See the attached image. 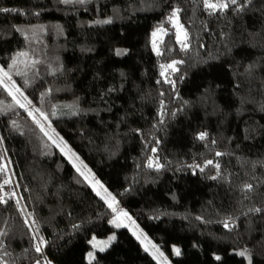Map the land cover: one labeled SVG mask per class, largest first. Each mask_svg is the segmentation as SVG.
Wrapping results in <instances>:
<instances>
[{
  "label": "trees",
  "instance_id": "trees-1",
  "mask_svg": "<svg viewBox=\"0 0 264 264\" xmlns=\"http://www.w3.org/2000/svg\"><path fill=\"white\" fill-rule=\"evenodd\" d=\"M209 3L0 0V264H158L44 125L173 264H264V0Z\"/></svg>",
  "mask_w": 264,
  "mask_h": 264
},
{
  "label": "rangeland",
  "instance_id": "rangeland-1",
  "mask_svg": "<svg viewBox=\"0 0 264 264\" xmlns=\"http://www.w3.org/2000/svg\"><path fill=\"white\" fill-rule=\"evenodd\" d=\"M171 26L172 30L174 31L175 38L177 42L183 46L185 44V31L180 25V23L177 20V17L173 16L171 18ZM166 32V29L159 27L156 28L151 35V48L154 52L159 51V44L164 36V33ZM155 34V35H154ZM179 36V39H178ZM174 63L171 62L168 66L173 67ZM167 66V67H168ZM3 71L0 70V78L3 77ZM11 84V88H12ZM17 88V87H15ZM12 91L14 94H16L15 89L13 88ZM44 125V124H43ZM44 129L48 132L50 137L55 141V144L57 148L61 151L63 148L64 151H61L62 154L67 158V160L77 169H80V172H83L85 176L88 177L86 179L88 183L90 184L91 188L94 190V192L104 200V202L109 206V204H112V207L110 209L113 212V216L110 220V225L115 229L119 227L125 228L142 246V248L148 252L153 259L158 264H173L172 261L169 259V257L162 251V249L158 246V244L153 241L142 229L141 227L136 223V221L122 208V206L118 203V201L112 196V194L109 192L107 187L92 173V171L86 166V164L79 158V156L72 151L69 146L56 134L52 133L50 129H48L44 125ZM66 145V147H65ZM78 157V159H77ZM6 177L7 181L11 180L10 170L9 167H6ZM114 198V199H113ZM115 209V210H114ZM122 213H127V216H124ZM119 224L120 226L117 227L116 225ZM115 233L114 231H111L107 236L105 237H97L92 236L89 239L90 248L85 254V260L87 262H91L95 258V254L97 251H101V248L105 249L107 248L111 242L114 240L110 239L114 237ZM105 243H107V246L105 247ZM155 246V247H154ZM174 248H179L177 245L172 246V252L174 255ZM147 249V250H146ZM92 253V257L89 258V253ZM162 254V255H161Z\"/></svg>",
  "mask_w": 264,
  "mask_h": 264
},
{
  "label": "snow or ice",
  "instance_id": "snow-or-ice-1",
  "mask_svg": "<svg viewBox=\"0 0 264 264\" xmlns=\"http://www.w3.org/2000/svg\"><path fill=\"white\" fill-rule=\"evenodd\" d=\"M64 2L65 3H68L69 2V0H64ZM79 2H83V0H79ZM235 2H236V0H232V3L233 4H235ZM205 6L207 7V8H211V9H216L217 7H227V5H216V4H213V3H209V0H205ZM172 16H176V11H173V13H172ZM108 21H104V23H107ZM155 35V34H154ZM185 35V39H186V37H187V33H185L184 34ZM178 39H179V36H178ZM183 47H187V44H184L183 45ZM120 54V52L118 51L117 52V55H119ZM18 55H26L25 53H19ZM13 63L15 64L16 63V60H15V58L13 59ZM173 63H176V62H173ZM3 76L4 77H7L9 80L11 79V77L9 76V74L7 73V72H4L3 73ZM0 85H2L6 90H8V94L9 95H11L12 97H13V100L16 102V104H18L20 107H25V105L24 104H22V103H20V101L18 100V99H16V96L14 95V92L12 91V89L14 88L15 89V92H20V89L19 88H15V85L13 84L12 85V88H9V85L7 84V83H5V80L4 79H0ZM21 95H23V93L21 92L20 93ZM27 98L25 97V100H26ZM29 103H31L30 101H29ZM30 115H31V113H29ZM41 115H43V113H41ZM42 131H43V128L41 129ZM45 135H47V133H45ZM204 133H201L200 134V138L201 139H203L204 138ZM54 143H55V141H53ZM65 147H66V145H65ZM61 151H64V149L62 148L61 149ZM217 155H220V153H217ZM77 159H78V157H77ZM207 163H209V164H211L212 163V161H208ZM151 166V165H150ZM157 167H159V165H157ZM217 167H219V165H217ZM77 171L78 172H80V169L79 168H77ZM80 174L81 175H84V173L83 172H80ZM85 179H88V177L87 176H85ZM8 181H5V183H7ZM246 187H251L250 185H247ZM114 199V198H113ZM109 207H112V204H109ZM115 210V209H114ZM124 216H127V213H122ZM117 227H119L120 225L119 224H117L116 225ZM226 227H227V225H226ZM114 237H112V238H110V239H113ZM107 246V243H105V247ZM155 247V246H154ZM36 250L39 252V251H41V248L39 247V245H37V247H36ZM147 250V249H146ZM101 251H103V248H101ZM174 253L176 254V255H179L180 254V249L179 248H174ZM89 258H91L92 257V253L90 252L89 254ZM162 255V254H161ZM240 255L241 256H243L244 255V252H241L240 253ZM216 259H220V257H216Z\"/></svg>",
  "mask_w": 264,
  "mask_h": 264
},
{
  "label": "built area",
  "instance_id": "built-area-1",
  "mask_svg": "<svg viewBox=\"0 0 264 264\" xmlns=\"http://www.w3.org/2000/svg\"><path fill=\"white\" fill-rule=\"evenodd\" d=\"M11 190H15L14 186H10ZM35 264H49L46 258L39 259L35 262Z\"/></svg>",
  "mask_w": 264,
  "mask_h": 264
}]
</instances>
